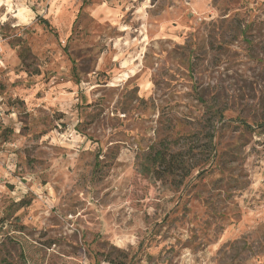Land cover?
Segmentation results:
<instances>
[{"label": "rangeland", "instance_id": "1", "mask_svg": "<svg viewBox=\"0 0 264 264\" xmlns=\"http://www.w3.org/2000/svg\"><path fill=\"white\" fill-rule=\"evenodd\" d=\"M0 264H264V0H0Z\"/></svg>", "mask_w": 264, "mask_h": 264}, {"label": "trees", "instance_id": "2", "mask_svg": "<svg viewBox=\"0 0 264 264\" xmlns=\"http://www.w3.org/2000/svg\"><path fill=\"white\" fill-rule=\"evenodd\" d=\"M45 23H48L46 20H43ZM211 136H213V134L211 135Z\"/></svg>", "mask_w": 264, "mask_h": 264}]
</instances>
